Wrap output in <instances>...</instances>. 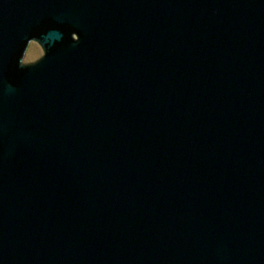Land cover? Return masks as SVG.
Wrapping results in <instances>:
<instances>
[{"label": "water", "instance_id": "1", "mask_svg": "<svg viewBox=\"0 0 264 264\" xmlns=\"http://www.w3.org/2000/svg\"><path fill=\"white\" fill-rule=\"evenodd\" d=\"M0 264H264V0H0Z\"/></svg>", "mask_w": 264, "mask_h": 264}, {"label": "flooded vegetation", "instance_id": "2", "mask_svg": "<svg viewBox=\"0 0 264 264\" xmlns=\"http://www.w3.org/2000/svg\"><path fill=\"white\" fill-rule=\"evenodd\" d=\"M75 35H76V31H72L71 32V36L75 37ZM32 46H33V48H32ZM32 49L37 50L38 51V55L36 57L28 58L27 55L29 54V52ZM42 54H43L42 46L40 45V43L38 42L37 39L32 37L25 43V45L23 47V50H22V53H21L20 61L23 64H28V63L33 62L36 59H38Z\"/></svg>", "mask_w": 264, "mask_h": 264}, {"label": "rangeland", "instance_id": "3", "mask_svg": "<svg viewBox=\"0 0 264 264\" xmlns=\"http://www.w3.org/2000/svg\"><path fill=\"white\" fill-rule=\"evenodd\" d=\"M32 48H33V46H32ZM30 50V49H29ZM38 55V51L37 50H35V49H32L30 52H29V54L27 55V57L28 58H32V57H36Z\"/></svg>", "mask_w": 264, "mask_h": 264}]
</instances>
